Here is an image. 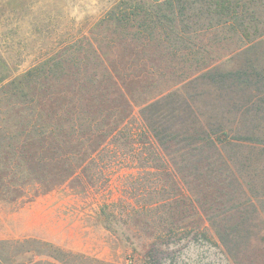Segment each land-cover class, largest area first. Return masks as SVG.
I'll use <instances>...</instances> for the list:
<instances>
[{
	"label": "trees",
	"instance_id": "obj_1",
	"mask_svg": "<svg viewBox=\"0 0 264 264\" xmlns=\"http://www.w3.org/2000/svg\"><path fill=\"white\" fill-rule=\"evenodd\" d=\"M102 23L110 26L109 48L119 50L116 59L88 44L90 62L79 57L59 61L53 66L67 72L64 78L44 75L42 107H30L24 117L0 107V152L6 158L0 184L11 185L8 192L15 193L18 184H25L18 176L22 166L44 170L45 177L36 182L51 188L85 169V160L101 150L133 112L130 83L138 77L170 74L178 78L176 84L203 82L222 93L221 100L239 90H253L255 99L248 97L238 105L233 101L232 107L220 111L216 123H204L193 107H182L176 99L173 104L179 106L162 107L165 97L146 101L139 119L169 163L167 173L160 167L172 186L168 232L205 228L203 219L235 256L245 254L253 238L264 242L256 223L261 215L236 174V168L248 170L253 164L242 150L252 145L256 134L264 137V128L252 125L264 122V61L245 56L231 69L213 61L222 44H238L230 52L244 56L264 41V0H119ZM255 145L261 148L253 154L257 162L264 156V144ZM74 154H82L78 163L69 160ZM49 163L57 172L50 179V170H45Z\"/></svg>",
	"mask_w": 264,
	"mask_h": 264
},
{
	"label": "rangeland",
	"instance_id": "obj_2",
	"mask_svg": "<svg viewBox=\"0 0 264 264\" xmlns=\"http://www.w3.org/2000/svg\"><path fill=\"white\" fill-rule=\"evenodd\" d=\"M118 1L0 0L1 109L23 116L28 115L30 107H42L44 75L64 78L67 72L53 66L59 61L79 57L84 63L90 62L88 44L100 47L104 57L116 59L119 50L109 48L110 26L99 25V21ZM236 45L226 43L216 47L213 61L221 69L234 68L245 56H260L264 61V41L245 51L244 56L241 52H230ZM43 62L44 68H52L37 69ZM47 63L50 64L47 66ZM33 69L34 74L28 77L26 73ZM174 79L178 78L170 74L133 79L129 106L133 112L108 136L103 148L85 160V169L78 170L63 184L43 187L36 181L45 177V171L32 172L23 166L18 176L25 184H18L15 193L8 192L11 185L0 184V264H52L53 259L74 264L99 262L95 258L83 261L79 256L63 254L59 247L36 238L17 239L11 233L7 237V232L20 225V219L17 221L14 217L22 205L53 191L71 196L72 206L78 210L77 216L85 220L88 232L94 235L103 232L110 248L109 264H150L149 259L158 264H264V242L253 238L246 253L235 256L220 243L203 219L200 223L204 222L208 230L193 226L189 230L168 232V197L172 186L160 167L166 168V173L170 167L165 154L157 150L154 138L140 121V107L159 97L160 100L165 97L160 101L166 103L162 107H177L178 104H173L176 99L183 102L182 107H193L204 123H216L221 121L220 111L232 107L234 102L238 105L243 99L257 97L253 90H239L221 100L219 96L224 95L213 86L198 81L176 84ZM28 118L31 119L30 116L23 118L21 123L26 124ZM256 124L264 128V122H252ZM237 133L242 132L238 129ZM260 135L256 134L252 145L242 150L243 157L249 158L252 166L248 170L236 168V174L244 181L245 191L261 215L256 223L261 228L259 236L264 237V156L257 162L253 156L261 149L255 144H264L261 141L264 137ZM81 157L82 154H74L69 160L78 163ZM5 161L0 152V175ZM47 166L45 170H50V179L57 172L52 169L53 163Z\"/></svg>",
	"mask_w": 264,
	"mask_h": 264
},
{
	"label": "crops",
	"instance_id": "obj_3",
	"mask_svg": "<svg viewBox=\"0 0 264 264\" xmlns=\"http://www.w3.org/2000/svg\"><path fill=\"white\" fill-rule=\"evenodd\" d=\"M70 197L53 191L25 202L14 217L17 221L20 219V225L7 232V237L11 233L17 239L36 238L59 247L63 254L79 256L83 261L95 258L99 261L97 264H109L110 248L103 232L98 231L94 235L87 231L89 228L85 220L77 216L78 210L72 206ZM52 262L74 264L57 259ZM78 264L93 263L85 261Z\"/></svg>",
	"mask_w": 264,
	"mask_h": 264
}]
</instances>
